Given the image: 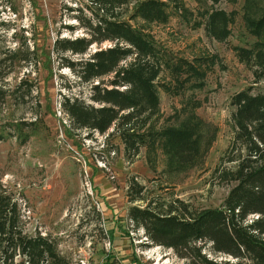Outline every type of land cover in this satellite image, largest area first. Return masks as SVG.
<instances>
[{
    "label": "rangeland",
    "instance_id": "rangeland-1",
    "mask_svg": "<svg viewBox=\"0 0 264 264\" xmlns=\"http://www.w3.org/2000/svg\"><path fill=\"white\" fill-rule=\"evenodd\" d=\"M143 1L126 0L122 20L194 71L178 83L162 73L159 82L170 92L160 90L159 114L140 130L153 137L130 158L118 124L106 133L77 128L63 107L65 98L93 102L92 85L82 83L62 57L78 61L99 47L84 56L59 55L55 41L85 37L81 21L95 18L97 8L89 0H0V88L6 93L0 98V194L18 204L24 233L52 240L70 264H107L108 258L109 264H193L153 245L132 221L131 209L182 211L183 203L186 219L224 209L236 185L230 170L246 154L233 145L231 98L250 87L252 95L264 96V82L255 84L232 50L257 41L250 22L260 18L264 0H163L171 12L167 24L130 20ZM214 9L235 19L224 43L208 38L203 27ZM185 124L199 139L201 155L194 166L180 168L165 132ZM202 254L218 264H239L215 254L210 243Z\"/></svg>",
    "mask_w": 264,
    "mask_h": 264
},
{
    "label": "trees",
    "instance_id": "trees-1",
    "mask_svg": "<svg viewBox=\"0 0 264 264\" xmlns=\"http://www.w3.org/2000/svg\"><path fill=\"white\" fill-rule=\"evenodd\" d=\"M89 1L97 8V14L86 23L81 21L86 36L57 39L54 52L84 56L93 46L99 47L78 61L62 57L64 66L82 83L92 85L93 104L65 98L64 111L77 128L106 133L118 124L123 129L126 155L132 158L147 146V137H153L140 130L159 114L160 90L170 92L159 82L162 73L167 71L178 83L194 67L182 59H173L148 35L122 20L126 0ZM220 1L212 0L213 4ZM169 9L163 0H145L130 20L167 24L171 18ZM234 23L232 15L214 9L206 16L203 27L208 38L224 43L231 36ZM250 27L257 41L251 47L232 50L252 72L254 83L259 84L264 82V10L258 20L250 22ZM105 43L112 45L102 48ZM109 76L112 79L106 83L104 79ZM5 97L0 88V98ZM231 106L235 108L231 117L235 129L233 145L245 148L246 154L237 168L230 170L236 185L224 209L205 211L194 219L185 218L188 209L183 203L182 211L170 206L164 212L148 205L145 209L134 207L130 212L132 221L145 230L153 245L171 249L193 264H218L202 254L208 243L215 254L231 257L239 264H264V96L252 95L250 87L234 94ZM193 133L186 124L180 130L165 132L169 150L180 168L192 167L200 158V141L193 138ZM137 190L138 196L142 188ZM110 261L108 258L107 264ZM0 264H70L52 240L24 233L18 204L4 194H0Z\"/></svg>",
    "mask_w": 264,
    "mask_h": 264
}]
</instances>
